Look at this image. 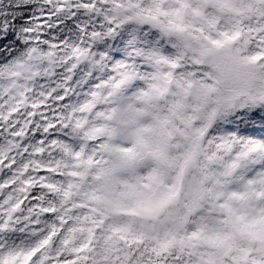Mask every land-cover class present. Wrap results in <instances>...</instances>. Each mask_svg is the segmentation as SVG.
Masks as SVG:
<instances>
[{
    "label": "snow or ice",
    "instance_id": "obj_1",
    "mask_svg": "<svg viewBox=\"0 0 264 264\" xmlns=\"http://www.w3.org/2000/svg\"><path fill=\"white\" fill-rule=\"evenodd\" d=\"M0 264H264V0H0Z\"/></svg>",
    "mask_w": 264,
    "mask_h": 264
}]
</instances>
